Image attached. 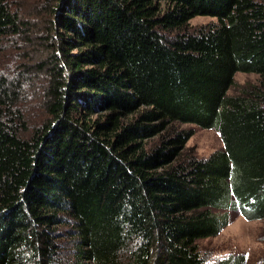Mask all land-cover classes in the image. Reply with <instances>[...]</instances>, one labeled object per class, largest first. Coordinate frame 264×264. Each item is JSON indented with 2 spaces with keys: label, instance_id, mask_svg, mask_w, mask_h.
<instances>
[{
  "label": "trees",
  "instance_id": "trees-1",
  "mask_svg": "<svg viewBox=\"0 0 264 264\" xmlns=\"http://www.w3.org/2000/svg\"><path fill=\"white\" fill-rule=\"evenodd\" d=\"M41 2L49 119L30 139L0 75V264H206L231 213L264 219L263 1ZM201 15L217 22L188 31ZM22 23L0 0V39ZM238 72L259 84L230 95ZM175 123L224 148L186 154Z\"/></svg>",
  "mask_w": 264,
  "mask_h": 264
},
{
  "label": "rangeland",
  "instance_id": "rangeland-1",
  "mask_svg": "<svg viewBox=\"0 0 264 264\" xmlns=\"http://www.w3.org/2000/svg\"><path fill=\"white\" fill-rule=\"evenodd\" d=\"M9 1L12 8L19 11L23 28L17 35L0 39V75L21 85L16 104L26 122L22 135L30 139L36 129L49 119L45 101L47 76L41 71L40 65L50 54L49 47L44 43L45 24L50 21V16L44 10L42 0ZM215 22L216 17L197 16L189 21L187 30L197 32ZM167 35L173 37L175 32ZM259 80V75L255 73L238 72L229 94H239L244 87L259 84ZM174 127L194 132L186 144V154L206 158L224 148L221 135L215 128H201L190 123H175ZM158 139L159 136L154 137L148 144L153 145ZM230 216V222L217 236L198 242L206 264H215L229 256L240 255L245 257L246 264H261L264 258V219L248 220L232 213Z\"/></svg>",
  "mask_w": 264,
  "mask_h": 264
}]
</instances>
